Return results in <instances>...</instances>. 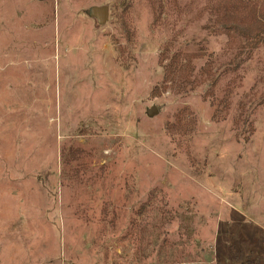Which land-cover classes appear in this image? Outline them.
I'll return each instance as SVG.
<instances>
[{
  "label": "rangeland",
  "instance_id": "obj_1",
  "mask_svg": "<svg viewBox=\"0 0 264 264\" xmlns=\"http://www.w3.org/2000/svg\"><path fill=\"white\" fill-rule=\"evenodd\" d=\"M221 28L208 0H0V264H264V45Z\"/></svg>",
  "mask_w": 264,
  "mask_h": 264
},
{
  "label": "trees",
  "instance_id": "obj_2",
  "mask_svg": "<svg viewBox=\"0 0 264 264\" xmlns=\"http://www.w3.org/2000/svg\"><path fill=\"white\" fill-rule=\"evenodd\" d=\"M264 0H208L217 24L223 25L222 32L231 40L242 39L244 48L252 51L264 45V14L261 11ZM162 9V3H160ZM189 54L173 52L167 47L160 55L163 65L162 88L173 85L184 69Z\"/></svg>",
  "mask_w": 264,
  "mask_h": 264
},
{
  "label": "water",
  "instance_id": "obj_3",
  "mask_svg": "<svg viewBox=\"0 0 264 264\" xmlns=\"http://www.w3.org/2000/svg\"><path fill=\"white\" fill-rule=\"evenodd\" d=\"M86 14L95 19L99 25H105L110 18V7L108 5L92 6L86 10ZM158 112L156 107L149 110V114L153 115Z\"/></svg>",
  "mask_w": 264,
  "mask_h": 264
}]
</instances>
